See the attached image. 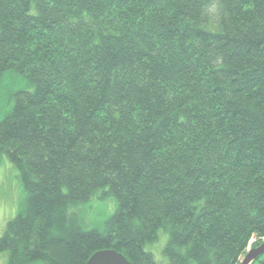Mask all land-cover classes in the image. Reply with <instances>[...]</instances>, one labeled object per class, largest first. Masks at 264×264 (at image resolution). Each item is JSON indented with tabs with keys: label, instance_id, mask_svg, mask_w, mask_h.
I'll use <instances>...</instances> for the list:
<instances>
[{
	"label": "trees",
	"instance_id": "obj_1",
	"mask_svg": "<svg viewBox=\"0 0 264 264\" xmlns=\"http://www.w3.org/2000/svg\"><path fill=\"white\" fill-rule=\"evenodd\" d=\"M8 71L34 88L0 121L25 193L8 264H158L162 231L171 264L264 243V0H0ZM108 197L86 229L82 207Z\"/></svg>",
	"mask_w": 264,
	"mask_h": 264
},
{
	"label": "rangeland",
	"instance_id": "obj_2",
	"mask_svg": "<svg viewBox=\"0 0 264 264\" xmlns=\"http://www.w3.org/2000/svg\"><path fill=\"white\" fill-rule=\"evenodd\" d=\"M27 81L14 71H8L2 78L0 84V121L10 112L13 100L11 96L21 90L33 91ZM25 200V193L19 178L18 171L5 157L0 156V231L4 232L8 222L13 220L21 211ZM80 208V207H79ZM117 208V201L112 197L105 200L93 199L89 204L82 207L81 218L86 229L104 227L105 221ZM168 234L162 231L159 240L148 245L147 250L151 251L158 264H171L164 254V248L168 241ZM257 238L254 237L253 241ZM250 243V247L254 242ZM248 248V249H249ZM257 248V247H255ZM245 255L240 258L244 259ZM8 253L0 254V264H8ZM257 264V263H256Z\"/></svg>",
	"mask_w": 264,
	"mask_h": 264
},
{
	"label": "water",
	"instance_id": "obj_3",
	"mask_svg": "<svg viewBox=\"0 0 264 264\" xmlns=\"http://www.w3.org/2000/svg\"><path fill=\"white\" fill-rule=\"evenodd\" d=\"M255 242V241H253ZM264 255V243L257 248H249L240 264H253ZM87 264H132L123 254L116 250H103L95 253Z\"/></svg>",
	"mask_w": 264,
	"mask_h": 264
}]
</instances>
